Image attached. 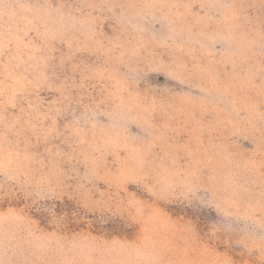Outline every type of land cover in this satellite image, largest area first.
Segmentation results:
<instances>
[{"label":"rangeland","instance_id":"1","mask_svg":"<svg viewBox=\"0 0 264 264\" xmlns=\"http://www.w3.org/2000/svg\"><path fill=\"white\" fill-rule=\"evenodd\" d=\"M0 264H264V0H0Z\"/></svg>","mask_w":264,"mask_h":264}]
</instances>
